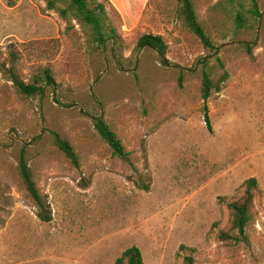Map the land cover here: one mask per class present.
I'll return each mask as SVG.
<instances>
[{
    "label": "rangeland",
    "instance_id": "rangeland-1",
    "mask_svg": "<svg viewBox=\"0 0 264 264\" xmlns=\"http://www.w3.org/2000/svg\"><path fill=\"white\" fill-rule=\"evenodd\" d=\"M110 1L120 64L108 53L93 61L79 28L65 34L43 0L12 8L0 0V64L9 67L14 53L20 80L46 67L57 87L54 96L21 98L0 72V264H114L133 246L143 264H182L181 246L195 264H264L262 31L249 58L228 20L215 33L207 14L218 0H194L216 48L208 51L176 21L175 0ZM144 34L167 45L165 64L148 49L132 54ZM200 60L214 86L207 101ZM92 101L126 159L112 156L84 115ZM51 132L68 141L78 167ZM22 149L43 211L19 176ZM248 179L257 182L249 244L232 247L217 234Z\"/></svg>",
    "mask_w": 264,
    "mask_h": 264
},
{
    "label": "trees",
    "instance_id": "trees-1",
    "mask_svg": "<svg viewBox=\"0 0 264 264\" xmlns=\"http://www.w3.org/2000/svg\"><path fill=\"white\" fill-rule=\"evenodd\" d=\"M2 1L6 7L12 8L16 5L17 0ZM43 2L45 11L55 13L65 24V34L73 30L75 26L79 28L84 43L90 54L93 55V61H101L104 59L105 53H108V60L120 64L122 43L117 28L111 20V15L119 16L110 0H43ZM173 8L176 21L188 34L196 38L206 50H216L210 31L197 16L194 0H175ZM207 15L212 27L216 30V34L221 32L218 26L221 23L224 25L223 23L228 20L232 26L234 37L244 36L243 39H239L241 40L239 45L247 57L252 58L253 51L257 47V31H262L264 46V0H218L215 5L208 9ZM224 37L226 35L222 34L221 38L224 39ZM33 44L40 45L42 43L36 42ZM145 49L155 52L163 60L162 63L165 64L164 58L167 54V45L160 36L151 34L140 36L132 54L137 55ZM9 55V67L6 68L0 64V72L12 83L19 97L33 99L44 98L48 94L52 96L56 94V83L49 68L38 69L27 82H24L19 79L15 72L14 65L18 60V56L14 53ZM199 64L201 66V97L203 101H207L214 90L211 81V69H207V63L204 60H200ZM133 66H135V63ZM99 106V103L92 101V107H87L84 115L91 120L94 130L111 150L112 156L126 159L128 154L125 152L116 133L103 120V109ZM205 122L209 124L207 115L205 116ZM50 138L52 144L75 167H78L77 157L68 141L55 132L50 133ZM17 163L19 176L29 196L43 211V203L32 179L27 164L26 152L23 149L19 152ZM240 188L241 197L227 205L230 212L229 228L227 231L217 234V239L220 242L232 247L247 246L249 244L248 230L254 220L252 202L254 192L257 190V182L255 179H248ZM42 219L45 222L49 221V217L46 215ZM179 250L187 253L182 257V264H195L192 249L181 246ZM114 264H143L141 252L134 246L127 248L115 260Z\"/></svg>",
    "mask_w": 264,
    "mask_h": 264
}]
</instances>
